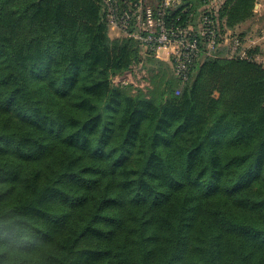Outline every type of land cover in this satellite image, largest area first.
I'll use <instances>...</instances> for the list:
<instances>
[{
	"label": "trees",
	"instance_id": "obj_1",
	"mask_svg": "<svg viewBox=\"0 0 264 264\" xmlns=\"http://www.w3.org/2000/svg\"><path fill=\"white\" fill-rule=\"evenodd\" d=\"M225 54L181 83L101 0H0V264H264V63Z\"/></svg>",
	"mask_w": 264,
	"mask_h": 264
},
{
	"label": "built area",
	"instance_id": "obj_2",
	"mask_svg": "<svg viewBox=\"0 0 264 264\" xmlns=\"http://www.w3.org/2000/svg\"><path fill=\"white\" fill-rule=\"evenodd\" d=\"M101 2L110 36L135 40L144 51L168 62L174 76L181 83L188 80L196 63L204 57H213L222 45L226 46L229 58L245 57L239 37L224 35L220 41L217 26L208 14L209 7L197 12L193 22L182 23L173 15L188 11L191 8L188 0ZM162 52L165 53L164 57ZM256 59L264 63V58ZM131 76V71L116 75L111 78V83L117 86L132 85Z\"/></svg>",
	"mask_w": 264,
	"mask_h": 264
},
{
	"label": "crops",
	"instance_id": "obj_3",
	"mask_svg": "<svg viewBox=\"0 0 264 264\" xmlns=\"http://www.w3.org/2000/svg\"><path fill=\"white\" fill-rule=\"evenodd\" d=\"M242 1L243 0H209L207 3H203L202 0H192L191 4L193 5L194 2L197 12H201L209 7V10L215 11V14L226 4L225 16L219 23L225 30V35L240 37L241 51L245 54V57L246 51L249 49H257L260 53L257 57L264 58V0H251L250 5L248 4L246 7L241 4ZM188 3H190L189 0ZM237 9H244L245 11L238 18L228 20V13ZM225 51V55L228 57L226 46ZM161 55L164 57L165 53L162 52Z\"/></svg>",
	"mask_w": 264,
	"mask_h": 264
},
{
	"label": "rangeland",
	"instance_id": "obj_4",
	"mask_svg": "<svg viewBox=\"0 0 264 264\" xmlns=\"http://www.w3.org/2000/svg\"><path fill=\"white\" fill-rule=\"evenodd\" d=\"M155 57V56H154ZM156 58V57H155ZM262 58V57H260ZM158 60H161L159 58H156ZM163 61V60H161ZM145 69L140 68L139 66H136L135 68H133L131 70V73L133 74V76H131V81L134 83L130 86H132V92L131 94H136L134 92L136 91H141L145 96H150L149 93L153 88V85L151 83V74L147 73L146 70L144 72ZM144 72V73H143ZM136 85V86H134ZM177 91L175 93H178L179 87L176 89Z\"/></svg>",
	"mask_w": 264,
	"mask_h": 264
}]
</instances>
